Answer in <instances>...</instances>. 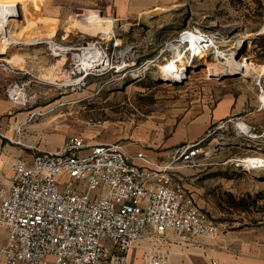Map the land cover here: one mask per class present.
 Returning <instances> with one entry per match:
<instances>
[{
	"label": "built area",
	"instance_id": "obj_1",
	"mask_svg": "<svg viewBox=\"0 0 264 264\" xmlns=\"http://www.w3.org/2000/svg\"><path fill=\"white\" fill-rule=\"evenodd\" d=\"M223 38L219 30L197 23L181 30L153 57L141 59L140 45L123 44L115 32L102 42L82 37L79 46L63 50H76L71 75L84 79L115 74L123 82H136L153 66L176 79L171 74L181 70L168 69V61L179 65L182 58L191 64L196 58L229 54L230 48L220 47L228 43ZM167 51L169 56L164 55ZM161 64H166L167 74ZM18 86L10 93L19 91ZM240 123L233 117L219 122L199 141L174 148L172 157L160 164L139 152L136 158L150 165H138L123 144L91 143L79 135L57 150L35 148L30 161L13 165L10 185L0 187V225L9 229L6 244L0 246V264H129L130 249L145 237L150 243L142 264H170L167 230L180 232L183 239L218 234L217 223L190 195L185 178L177 176L180 163L200 166L209 154L204 141L230 124L242 136ZM239 159H234L236 164Z\"/></svg>",
	"mask_w": 264,
	"mask_h": 264
},
{
	"label": "rangeland",
	"instance_id": "obj_2",
	"mask_svg": "<svg viewBox=\"0 0 264 264\" xmlns=\"http://www.w3.org/2000/svg\"><path fill=\"white\" fill-rule=\"evenodd\" d=\"M11 4L13 2L5 3L6 7ZM86 11L75 10L61 23L55 36L57 45L77 47L82 37L92 41L93 34L99 30L107 31L106 22L83 30L73 26V19ZM197 23L219 30L228 42L220 44V47H228L230 51L223 57L194 59L186 66L189 68L183 69L184 79L168 78L159 72L157 66L136 82H123L115 74L81 79L69 71L74 66V48L68 49L67 53L51 50L55 55L54 74L46 75L42 71L36 76L25 74L19 81V91L10 93L13 84L8 88L9 97L16 96L25 111L34 112L31 121L24 125L26 150L30 153L35 148L55 150L70 135H81L91 143L119 142L132 149L144 144L146 149L158 150L181 119L192 117L204 107H212L222 97L228 94L238 96L237 91L262 98L264 81L260 84L252 74L214 77L211 63H224L230 56H235L239 60H249L257 67L264 65V0H179L174 8L145 20L135 30H121L115 21L112 26L123 44H141L139 56L143 59L155 56L168 47L166 43L172 36ZM65 32L79 42H60L62 40L58 38L64 37ZM149 35L154 38L150 40ZM168 51L164 55L169 56ZM159 62L164 63L165 60ZM179 80L182 82L175 83ZM237 131V126L230 124L217 129L203 144L209 154L203 157L201 166L211 170L207 175L218 193L222 192L223 178L228 175L224 168L230 165L237 166L242 172H258L264 176V169L246 168L234 160L248 156L264 157V128L260 132L251 131L254 136L248 133L237 136ZM218 196L222 201V195ZM145 243L142 240L140 245ZM139 261L136 258L134 264H141Z\"/></svg>",
	"mask_w": 264,
	"mask_h": 264
},
{
	"label": "crops",
	"instance_id": "obj_3",
	"mask_svg": "<svg viewBox=\"0 0 264 264\" xmlns=\"http://www.w3.org/2000/svg\"><path fill=\"white\" fill-rule=\"evenodd\" d=\"M6 2L13 4L6 7ZM178 2L179 0H0V25L1 17H9L4 28L1 29L0 26V63H4L3 66L0 65V133H3L0 134V187L10 185L13 165L19 160L30 161L33 154L26 150L28 144L24 136V125L31 121L34 112L25 111L22 105L10 98L7 95L8 88L12 84H19L25 74L36 76L41 71L46 75L56 72L53 51H56L55 36L61 23L71 17L75 10L86 9V13L73 19V26L83 30L84 27H98L105 21L107 30L115 21L121 30H135L145 20L171 10ZM102 33L103 30H99L92 38L101 36ZM149 38L152 40L154 37L149 35ZM58 40H62L60 42L64 44L79 42L69 32ZM61 51L64 53L63 49ZM236 93L238 96L228 94L212 107H204L192 117L181 119L169 132L161 149H146L144 144H140L134 149L126 147V150L133 155L134 162L138 165H150L136 158L139 152L152 164H160L172 157L174 148L199 141L210 128H215L219 122L229 117L243 121L250 131L263 130L264 106L260 97ZM18 127L22 128L21 134ZM10 129H14V132H10ZM72 136L74 135L68 136L57 149L65 146ZM180 165L177 176L185 178L190 195L217 223L218 234L214 238L187 235L183 239L180 232L167 230L164 236L170 241V264H264L262 175L258 172H242L237 166L230 165L224 168L228 175L224 176L222 192L218 193L207 175L211 170L201 165ZM218 195H222V201ZM149 230L154 231L153 228ZM8 236L9 229L0 225V246L6 244ZM143 240L146 241L145 245L141 246L140 241L130 249L131 264L136 262V258L142 264L144 250L150 243L148 237Z\"/></svg>",
	"mask_w": 264,
	"mask_h": 264
},
{
	"label": "bare ground",
	"instance_id": "obj_4",
	"mask_svg": "<svg viewBox=\"0 0 264 264\" xmlns=\"http://www.w3.org/2000/svg\"><path fill=\"white\" fill-rule=\"evenodd\" d=\"M8 19L9 17L7 15L2 17L1 19L2 24L0 25L1 29L4 28L5 21H7ZM103 23H105V21L101 22V24ZM113 35H114V30H113V26H111L110 28L107 29L106 32L102 33L101 36H98V37L95 36L96 38L94 39L92 38V42H102L104 39L113 38ZM54 47L56 48V50H58V48L64 49V46L61 47L60 45H57V44H55ZM198 47L200 48L199 45ZM88 51H91V50L88 49ZM166 64H169L167 68L168 69L170 68V70H174L176 67L178 69L180 68L181 71L183 69L185 70L186 68H189V67H186L189 64V61L184 62V59L182 58L180 59L179 65H175L173 61H168ZM166 64L162 65L161 71L167 74L169 70L164 68ZM184 70L181 75L180 73H172V72H171L172 73L171 75L173 78H184ZM211 71L214 77H218L222 75L246 76V75L252 74L255 76L256 79H258V82L260 84H262V82L264 81L263 80L264 79V65L257 67L254 63H251L249 60H239L235 56H230L229 60H226L224 63L222 62L211 63ZM55 81L56 80H54V82ZM262 100L264 101V92L262 93ZM239 128L243 130L245 133L251 134L253 136L255 135V133H252L249 127L247 126V124L245 123H240ZM239 161L246 168L264 169V157H251V156L241 157Z\"/></svg>",
	"mask_w": 264,
	"mask_h": 264
},
{
	"label": "water",
	"instance_id": "obj_5",
	"mask_svg": "<svg viewBox=\"0 0 264 264\" xmlns=\"http://www.w3.org/2000/svg\"><path fill=\"white\" fill-rule=\"evenodd\" d=\"M238 57V56H237ZM223 76H229V75H222V76H219L220 78H223ZM184 79V78H183ZM182 80H179V81H176L175 83H181ZM262 178H264V176H262Z\"/></svg>",
	"mask_w": 264,
	"mask_h": 264
}]
</instances>
